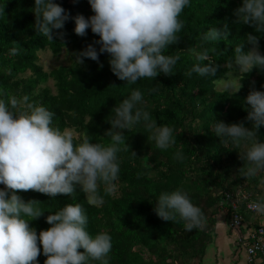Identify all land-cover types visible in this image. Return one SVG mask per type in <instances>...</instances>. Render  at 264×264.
Segmentation results:
<instances>
[{
    "label": "trees",
    "instance_id": "obj_1",
    "mask_svg": "<svg viewBox=\"0 0 264 264\" xmlns=\"http://www.w3.org/2000/svg\"><path fill=\"white\" fill-rule=\"evenodd\" d=\"M54 2L67 11L69 19L63 29L53 30L49 40L34 31V0H0L3 98L7 100L13 95L19 99L27 95L31 103L43 105L54 113L53 127L75 134L74 144L87 136L92 142L109 145L113 142L107 130L111 127L114 106L134 89L139 90L143 102L137 107L147 111L156 126L172 128L174 143L165 149L157 148L152 130L143 121L123 130L117 152L118 177L108 193L102 183L99 185L103 200L98 204H89L78 187L69 196L57 194L53 198L31 189L15 190L25 201H36L34 207L42 211L41 216L28 222L29 226L39 233L50 226L45 220L49 213L65 203H79L88 217L87 231L91 235L105 231L111 236L109 264H201L215 235L217 215L225 212L222 208L225 195L243 189L256 200L264 198V184L258 178L243 177L247 164L239 158V152L247 146L218 139L213 129L215 120L242 121L250 128L252 122L245 119L248 105L244 97L253 86L264 91L261 87L264 69L253 68L240 74L234 62L229 61L246 33L254 31L253 27L238 23L234 15L241 0H189L178 17L183 24L177 33L179 39L164 50L165 54L179 57L172 73L142 78L135 84H127L111 72L106 52L98 54V62L84 58L82 64H75L73 54L88 44L99 49L93 43L99 37L90 29H86L84 36L76 35L72 17L82 14L87 18L93 13L87 0ZM221 24L228 25L226 39L202 40L208 27ZM58 32L63 36H57ZM249 47L245 44V50ZM13 48L16 53L11 51ZM205 49L217 66L216 78L231 71L241 80L242 87L237 93L230 94L218 87L216 78L188 75L197 63L193 50ZM42 51H50L54 57L66 53L69 64L46 71L39 64ZM259 51L264 54V33L259 36ZM258 136L264 139V126L258 129ZM178 151L182 159L176 158ZM176 188L186 191L192 203L201 208L205 217L202 226L185 230L179 217L164 221L155 214L159 193ZM244 213L250 214L243 209ZM45 259L38 254L37 264H43Z\"/></svg>",
    "mask_w": 264,
    "mask_h": 264
},
{
    "label": "clouds",
    "instance_id": "obj_2",
    "mask_svg": "<svg viewBox=\"0 0 264 264\" xmlns=\"http://www.w3.org/2000/svg\"><path fill=\"white\" fill-rule=\"evenodd\" d=\"M87 2L93 14L87 18L82 14L72 17L73 31L84 36L86 29H90L99 37L93 42L99 49L88 44L73 54L75 64H82L84 58L98 62V54L106 52L111 72L127 84L172 73L179 57L165 54L164 50L178 41L177 33L183 27L178 17L189 0ZM32 12L34 31L49 40L53 30L63 29L69 19L67 11L54 0H34ZM234 15L238 23L249 25L254 31L246 33L229 61L234 62L240 74L253 68L264 69V54L259 51V36L264 33V0H241ZM56 35L62 37L63 33ZM227 36V24L211 25L202 40L219 42ZM245 44L250 45L247 50ZM11 51L16 53L17 49ZM208 53L206 49L193 50L197 63L192 65L189 76L195 73L216 78L217 66ZM237 77L230 71L225 77L216 78V82L224 91L235 94L242 87ZM244 101L248 105L245 119L252 122L250 128L242 121L215 120L213 129L218 139L247 146L239 152V158L247 164L243 177L258 178L264 184V175H258L264 172V139L258 136V129L264 126V91L253 86ZM142 102L141 92L134 89L114 106L111 127L107 130L113 143L103 145L84 136L74 144L70 133L52 126L54 113L46 107L31 103L27 95L19 99L9 95L6 100L0 93V185H3L0 187V264H37L38 254L46 257L43 264H91L92 261L109 264L111 236L105 231L95 235L87 231L88 217L79 203H65L49 213L45 220L50 226L37 233L28 222L41 216L42 211L34 207L36 201H25L15 190L31 189L53 198L57 194L69 196L78 187L89 204L102 202L99 185L102 183L104 192L108 193L118 177L117 152L123 130L143 121L152 130L157 148L165 149L174 143L172 128L156 126L150 114L137 107ZM176 158L182 159L180 151ZM248 207L264 213V198ZM153 210L164 221L179 217L189 231L202 226L205 219L201 208L181 188L160 192Z\"/></svg>",
    "mask_w": 264,
    "mask_h": 264
},
{
    "label": "crops",
    "instance_id": "obj_3",
    "mask_svg": "<svg viewBox=\"0 0 264 264\" xmlns=\"http://www.w3.org/2000/svg\"><path fill=\"white\" fill-rule=\"evenodd\" d=\"M246 225L237 234L230 228V217L226 212L217 215L215 235L201 264H248L245 242L250 228L264 224L262 216L245 213L242 215ZM243 240V243L240 242Z\"/></svg>",
    "mask_w": 264,
    "mask_h": 264
},
{
    "label": "built area",
    "instance_id": "obj_4",
    "mask_svg": "<svg viewBox=\"0 0 264 264\" xmlns=\"http://www.w3.org/2000/svg\"><path fill=\"white\" fill-rule=\"evenodd\" d=\"M257 200L247 190H239L236 194H226L223 198V207L230 217V228L237 234L246 225L242 211L243 209L250 214L262 216L264 213H258L248 207L250 203ZM245 242V250L248 264H264V224L256 225L250 228ZM243 243V240L240 239Z\"/></svg>",
    "mask_w": 264,
    "mask_h": 264
},
{
    "label": "rangeland",
    "instance_id": "obj_5",
    "mask_svg": "<svg viewBox=\"0 0 264 264\" xmlns=\"http://www.w3.org/2000/svg\"><path fill=\"white\" fill-rule=\"evenodd\" d=\"M39 64H41L46 71H50L54 67L68 65L69 56L63 53L60 57H54L50 51H42L39 53ZM67 132L70 133L71 136H75L72 131Z\"/></svg>",
    "mask_w": 264,
    "mask_h": 264
}]
</instances>
